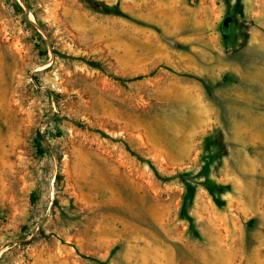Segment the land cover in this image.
<instances>
[{
	"label": "rangeland",
	"instance_id": "374dc122",
	"mask_svg": "<svg viewBox=\"0 0 264 264\" xmlns=\"http://www.w3.org/2000/svg\"><path fill=\"white\" fill-rule=\"evenodd\" d=\"M28 2L0 0V264H264V0ZM126 144L210 161L225 208L198 187L190 228Z\"/></svg>",
	"mask_w": 264,
	"mask_h": 264
},
{
	"label": "trees",
	"instance_id": "16d2710c",
	"mask_svg": "<svg viewBox=\"0 0 264 264\" xmlns=\"http://www.w3.org/2000/svg\"><path fill=\"white\" fill-rule=\"evenodd\" d=\"M27 1L26 5L27 7H31L28 3V0H23ZM14 7H16L17 9H22V7L20 6V4L18 2H13ZM237 5L239 6L240 9H242V7L244 6V0H237ZM108 13H116L118 15L123 16V12L118 9V8H110V7H105L104 8ZM91 67L97 68V69H102L101 65L98 64L97 62H87ZM115 80L119 81L120 83H126V81L122 78H114ZM108 137V136H106ZM210 141L212 142V144L215 146V150L217 152V154H220V162H219V167L222 166V160L223 158L226 156L227 154V148H226V144H225V140H224V135L222 133H218V134H213L210 138ZM37 144H38V148H39V153L40 155H44L45 154V150L42 149V143L40 142V140L37 139ZM126 148L127 150L134 155L135 157H137L141 162L147 164L155 173L156 177L161 179L162 181H169V180H173L174 178H178L185 186L186 188V192L183 196L182 199V204H181V216L189 223V227L194 229L195 227V222L193 220V218L190 215V209L193 207L194 203H195V199L197 197V191H198V187H203L207 190V192L210 194V196L212 197L215 205L219 208V209H224L226 206V200L224 199V196L229 192L230 187L227 185H223L220 184L218 182H216L213 178H212V165L211 162H206L202 168V170L197 174V175H193L191 173H185V174H180L174 178H170V177H163L161 176V174L158 172V170L156 169V167L154 166V164L147 159L142 158L141 156L137 155L135 152H133L131 150V148L126 144ZM91 261H93L94 263L97 264H107V262L105 261H101L98 260L96 258H90V257H85Z\"/></svg>",
	"mask_w": 264,
	"mask_h": 264
}]
</instances>
